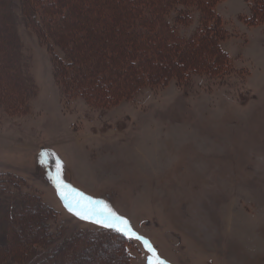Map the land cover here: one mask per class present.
I'll return each instance as SVG.
<instances>
[{
	"label": "rangeland",
	"instance_id": "374dc122",
	"mask_svg": "<svg viewBox=\"0 0 264 264\" xmlns=\"http://www.w3.org/2000/svg\"><path fill=\"white\" fill-rule=\"evenodd\" d=\"M98 1L102 9L85 22L96 29L92 48L112 8ZM2 7L13 18L21 75L36 90L22 113L6 112L0 103V184L6 189L0 195V264L40 258L53 264L34 250L27 261L14 258L18 241L23 249L42 244L47 231V249L81 234L76 246L57 256L60 264H115L122 244L96 236L101 224L65 206L76 202L127 221L132 258L124 264H264V0L217 2L225 32L219 39L230 58L219 75L193 74L105 107L67 95L51 40L21 18L18 0H0ZM169 11L163 14L171 22ZM187 12L186 24L173 25L182 44L201 25L199 9L188 6ZM53 51L64 56L58 47ZM5 56L0 42V91L8 93V76L21 75L2 74ZM10 200L23 210H11L5 221L1 205L9 207ZM95 237L91 251L81 252Z\"/></svg>",
	"mask_w": 264,
	"mask_h": 264
},
{
	"label": "trees",
	"instance_id": "16d2710c",
	"mask_svg": "<svg viewBox=\"0 0 264 264\" xmlns=\"http://www.w3.org/2000/svg\"><path fill=\"white\" fill-rule=\"evenodd\" d=\"M89 1L90 3L86 4L85 0H18L21 18L29 22L41 37L47 36L51 40L52 43L48 45L55 57L56 74H59L61 85L69 96L84 98L93 106H112L123 99H133L143 89L165 86L172 80L187 81L193 74L202 72L219 75L223 68L230 64L229 55L222 48V40L219 39L223 33L225 34L221 18L215 11L219 0H165V3L160 0H107L110 3L109 6H112L105 17L108 22H103L100 28L97 27L98 30L100 29L102 38H100L101 41L99 40L100 44L93 48L89 44H93L94 37L91 33L96 29L87 27L85 22L90 18L92 11L102 9L103 1L97 0L96 4ZM188 6L199 9L201 25L189 41L182 44L181 39L176 36L173 25L178 26L188 22L190 19L187 12ZM170 8L173 11L171 13L174 14L171 22L168 18H164L165 14H163L164 10L170 12ZM3 9V7L0 9L1 20H3L0 21L2 35L0 42H3L5 47L6 59L1 63L2 68L7 65V71L3 69L2 74L5 72L6 75L14 71L21 75L23 69L19 70L18 61L16 62L18 41L17 35L13 33L15 31L11 20L13 18L10 13V15L7 13L8 11L3 13ZM139 22L141 26L137 25ZM91 23L94 26V19ZM86 34L90 37V42L82 40ZM173 34L177 40H172ZM95 40L98 43V40ZM109 43L113 44L112 47ZM56 47L63 52V57L53 51ZM22 75L19 80L17 77L12 78L7 75L11 83L8 86L9 91L8 93H4L3 89L0 91V103L4 105L6 112L25 111L29 106L31 95L36 90L31 78ZM3 187L5 188V185L1 183L0 195L6 192ZM10 187L8 186V189ZM3 199L0 196V202ZM14 203L16 202L10 200V205L7 207L8 203L2 202L1 206L7 207L2 210L5 221L10 217L11 210L16 215L22 212V207H16ZM44 217H40L41 219H37L36 222L40 230L42 224L45 225ZM1 225L3 228L4 224ZM47 234L43 232V236H47L44 243H35L26 246L25 249L18 241L20 245L14 249V258L18 260L21 258L23 262L27 261L34 250L53 259V264H60L61 258L57 256L62 251L67 254V247L76 246L79 241L74 240L81 236L80 233L74 232L62 244L53 246L54 243L47 249V241L51 243ZM102 235L115 238L122 244L123 255H120L115 264H124V258H132L129 254L131 236L128 229L116 231L103 227L96 236ZM51 236L56 241L55 237ZM96 240L95 237L89 243V247L81 252L91 251L92 244L98 242ZM8 261L14 262L12 259ZM44 261L46 260L40 258L32 264H44Z\"/></svg>",
	"mask_w": 264,
	"mask_h": 264
},
{
	"label": "snow or ice",
	"instance_id": "6c2138e0",
	"mask_svg": "<svg viewBox=\"0 0 264 264\" xmlns=\"http://www.w3.org/2000/svg\"><path fill=\"white\" fill-rule=\"evenodd\" d=\"M59 191V185H58ZM62 199H67L66 197L62 196ZM70 212L74 215H77L80 219L89 220L94 223H99L103 227L111 228L116 231H126L128 228L127 221L123 220L122 217L116 216L115 213L111 212L110 210L105 213H94L91 210L86 209L79 202L76 203H66L65 205ZM94 216H102V219H93ZM121 223L124 224V229H121L119 226ZM139 238V237H137ZM157 264H163V262L157 261Z\"/></svg>",
	"mask_w": 264,
	"mask_h": 264
}]
</instances>
